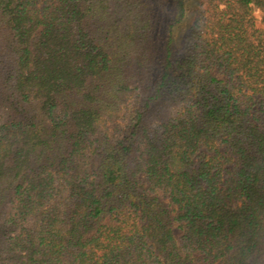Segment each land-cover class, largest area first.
Listing matches in <instances>:
<instances>
[{
	"label": "trees",
	"instance_id": "trees-1",
	"mask_svg": "<svg viewBox=\"0 0 264 264\" xmlns=\"http://www.w3.org/2000/svg\"><path fill=\"white\" fill-rule=\"evenodd\" d=\"M0 264H264V0H0Z\"/></svg>",
	"mask_w": 264,
	"mask_h": 264
},
{
	"label": "rangeland",
	"instance_id": "rangeland-1",
	"mask_svg": "<svg viewBox=\"0 0 264 264\" xmlns=\"http://www.w3.org/2000/svg\"><path fill=\"white\" fill-rule=\"evenodd\" d=\"M261 16H262V14H261L259 11H256V17H257L258 20L261 19ZM215 75H216L219 79H224V80H226V78L223 77L222 75H219V74H217V73H215ZM158 195L162 198V194H161V193H158ZM173 230H174V234H175L176 239L179 240L180 237H181V235H182V232H181V230H180L178 224H174Z\"/></svg>",
	"mask_w": 264,
	"mask_h": 264
}]
</instances>
